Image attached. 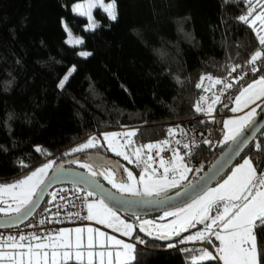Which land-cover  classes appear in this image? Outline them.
I'll return each mask as SVG.
<instances>
[{"label":"trees","instance_id":"1","mask_svg":"<svg viewBox=\"0 0 264 264\" xmlns=\"http://www.w3.org/2000/svg\"><path fill=\"white\" fill-rule=\"evenodd\" d=\"M76 1L0 0V181L19 179L92 133L134 127L133 154L193 115L192 106L202 103L196 87L202 77L222 79L264 50L257 33L238 20L247 12L245 0H115L117 19L96 9L99 26L92 30L72 12ZM62 21L82 37L80 46L66 43ZM80 48L92 55L80 56ZM70 67L75 71L61 88ZM260 76L264 70L234 82L221 111L229 112L238 92ZM223 120L216 122L217 143L196 154L198 174L228 143H221ZM245 157L264 159V127L237 163ZM48 204L46 197L37 211ZM142 238L129 264H192L195 249ZM257 243L264 247V233Z\"/></svg>","mask_w":264,"mask_h":264},{"label":"snow or ice","instance_id":"2","mask_svg":"<svg viewBox=\"0 0 264 264\" xmlns=\"http://www.w3.org/2000/svg\"><path fill=\"white\" fill-rule=\"evenodd\" d=\"M249 5L247 12L244 15H240L238 20L244 24H247L254 32L257 33V39L261 46H264V0H245ZM100 8L106 13L107 17L115 21L117 19L116 2L115 0H109L107 4L103 0H87L86 4H76L73 11L80 16H87L89 21V28L95 29L99 25L93 20L92 9ZM259 8L260 11H256ZM63 23V21H62ZM67 31V26H65ZM71 36V34L69 33ZM66 43L71 44H82L83 41L80 39L66 41ZM82 57H89L92 55L91 52L81 51L78 53ZM257 61L261 62L262 67L258 69L257 67H252V72L264 70V51L257 50L251 55L250 60L247 61L248 64L255 65ZM236 67H239L237 65ZM236 67L232 68L231 71H235ZM75 71L73 67L68 71V73L63 77L59 83V87L63 88L65 82L69 79L72 72ZM204 77L201 78L203 81ZM212 80L211 77H208ZM243 79V77H239ZM214 84H221L220 79H216ZM197 88L202 87V83L196 85ZM231 83H224V89L231 88ZM204 98L201 97V100ZM264 99V76H260L258 79L254 80L252 83L248 84L246 87L242 88L238 95L235 96L234 103L236 107L231 108L232 112H237L242 107H248L250 103H255L258 100ZM219 101L217 96L212 104ZM227 107V105H225ZM259 107V105H257ZM203 109L199 106L196 107V111L200 112ZM212 111V106L209 105L207 113L210 114ZM256 115V107H253L249 112H247L243 117L236 120H225L223 122L225 134L223 141L221 143L233 142L235 143L238 137H241L246 128H248L253 123V118ZM230 125L232 127H230ZM135 132H128L125 134L126 137L135 136ZM175 134L173 129H169V135L173 136ZM105 140H108L109 134H104ZM115 138L118 134H111ZM98 142L95 138H89L86 143L82 144L79 148L74 149L75 151L83 150L86 148L95 147ZM132 141L130 139L125 140V145H131ZM167 144L168 141L162 142ZM180 144V141H176ZM204 143L211 144V141L205 140ZM247 143V139L242 140L240 145L234 149V152L238 153L240 147ZM109 149L114 151L117 156H122L124 160H127L130 164L134 161L130 159L126 151L118 150V148L113 147V144L109 142ZM120 147H123L121 145ZM189 145L185 144L184 148H188ZM153 148H160V144H147L143 145L141 148H136L134 151V156L136 157L135 162L137 164L144 163L146 165L145 171L151 168V164L148 161L152 160V156L148 155V161L142 159L143 149H148L149 152ZM36 151H42L39 146L36 147ZM255 151L261 153L260 145L255 146ZM159 155V152H157ZM180 157L178 154L174 153V159L166 164V162L161 159L160 165L164 169V176L160 179H154L155 172L153 171L151 175L145 178V174L141 173L140 179L138 181L139 185L143 186V191H139L133 183H118L114 177V172L105 169L102 172H98L90 164H81L82 168H85L88 174L92 177L97 175L103 176L112 187L115 188L120 193H128L132 196H159L161 192L166 191L167 187L175 188L179 182L186 179L184 175L185 172L191 169L186 168L180 164ZM231 159V155L227 157V160ZM225 160V163H227ZM52 162L44 164L42 167L33 171L30 175L23 179L18 180L14 184L0 185V193H10L12 200L15 202V207L12 204H8L7 207H0V213H3L8 219L5 221V225L0 226H10L13 223H17L29 215L32 214L33 207L35 205L34 197H39L41 193L45 190L42 185H45V178L48 176V169L52 168ZM223 164L218 166L217 173L223 168ZM258 168H264V160H256L255 162L250 158H243V163L238 164L235 168L231 169V174L227 176L215 188H210L205 186L200 188L199 192L193 196L192 194L185 192L184 195L187 199L191 200V203L184 204L183 206H175L174 210L165 212V216L175 217L167 225H160L159 228L162 229L159 232L157 238L159 239H171L172 236L179 237L181 232L187 231L189 228L195 227L196 224H204L203 230L196 232L193 235L181 238L178 243H186L189 241L196 240H207L211 243V236H215V239L220 242L217 248L216 255L203 249L199 256L192 257V264H198L199 261H211L219 260L222 264H264V247L258 246L257 236L259 233H264V171L257 173ZM171 169L172 179L168 180V174ZM127 173L128 181H134L135 178L133 173L127 168L124 169ZM177 174L179 176V181L177 180ZM189 188H193L195 191L197 186H193L191 183L188 185ZM39 190V191H38ZM53 199L56 198L55 194ZM88 196H92V192L87 193ZM110 198L111 194H108ZM180 193L177 192V196ZM63 199V198H62ZM170 199L165 197V200ZM161 201H152V203H160ZM183 203V202H181ZM88 219H93V208L98 207L101 211L97 212V216L103 215L108 218H116V213L109 207H107L103 201H99L97 205L88 204ZM215 211V215H209V213ZM15 214L16 220H12L11 216ZM163 219V217H161ZM99 223H105V219H98ZM124 227L123 235L127 236L131 234L133 225L124 223L120 221ZM153 222L149 220L142 221L140 225V231H147L145 225H151ZM111 227V224H108ZM219 231L216 230V227ZM119 230V229H117ZM64 230H61V237ZM89 233L93 232V229L88 228ZM75 232H82L81 229H75ZM151 235V232H148ZM103 235V233H99ZM27 238L24 235H20L18 240L16 237H10V242L0 243V248H6L11 251H0V262L6 261V264H67L69 260L72 259L71 248L72 245L67 243H62L59 247L66 249L63 252L57 250L55 244L49 245L42 242L38 243H28L25 245L23 242ZM40 237L32 236L31 241H40ZM48 239H51L49 237ZM112 241L121 250H118L114 254L110 251L107 253L108 262L107 264H129L131 260L135 259L133 255L135 251V246L130 243H124L121 240H115L113 237L107 238ZM139 240V237H137ZM141 243L143 241H140ZM77 249L81 248V243L79 238L75 245ZM93 247V239L90 236L88 238V248ZM175 244H168L167 248H174ZM49 248L51 251L49 252ZM182 251H189L188 249H182ZM93 255L99 256L100 264H104L103 257L104 252L93 253L88 252L89 264H92ZM83 253L82 251L75 252V259L78 264H83L82 261ZM50 257V259H49ZM59 257V259H58Z\"/></svg>","mask_w":264,"mask_h":264},{"label":"built area","instance_id":"3","mask_svg":"<svg viewBox=\"0 0 264 264\" xmlns=\"http://www.w3.org/2000/svg\"><path fill=\"white\" fill-rule=\"evenodd\" d=\"M250 60V59H249ZM260 61H257L255 65L248 64L247 62L239 67H236L235 71H230L227 75L220 79L221 84H214V79L209 80L208 77H204L200 90L202 92V103H195L192 106L193 115L184 120L178 121L171 126H166L167 132L165 137L150 142L149 144H160V148H153L150 150L143 149L142 159L148 161V155L152 156V160L148 161L151 164V168L147 172H155L156 176L164 174V169L160 165V160L163 159L166 164L174 159V153L178 154L180 164L188 169V176L195 170L196 167V154L205 147H210L217 143L215 126L216 122L220 119H224L227 114L221 111L223 106L224 83H234L239 81V77H245L252 73V67H259ZM234 68V67H233ZM219 97V101L212 104V101ZM199 106L203 109L200 112L196 111V107ZM209 105L212 106L210 114L207 113ZM169 129H173L175 134L169 135ZM179 140L180 144L176 141ZM205 140L211 141V144L204 143ZM168 141L167 144L162 142ZM188 144L186 149L184 145ZM159 152V155H157ZM136 157L133 159V167L137 172H146V165L144 163L137 164L135 162ZM264 160V159H263ZM264 171V168H258L257 173ZM171 173V169L169 171ZM89 191L77 185H59L52 188L46 197H48L49 204L37 211L27 222L14 228L0 229V243L10 242V237H16L17 240L20 235H24L28 240L32 236L46 239L52 236L59 235L61 230L67 227L75 225H83L87 223L88 209L87 205L94 201L97 196H88ZM55 194L56 198L53 199ZM63 198V199H62ZM141 237L137 241H132L134 245L138 246L142 243ZM205 246L206 243H203Z\"/></svg>","mask_w":264,"mask_h":264},{"label":"rangeland","instance_id":"4","mask_svg":"<svg viewBox=\"0 0 264 264\" xmlns=\"http://www.w3.org/2000/svg\"><path fill=\"white\" fill-rule=\"evenodd\" d=\"M103 2L105 4H107L109 2V0H103ZM86 3H87V0L76 1L71 6L72 12L77 14L76 12L73 11V8H74V6L76 4H86ZM96 9H100V8H93L91 11H92L93 20L98 24V21H96L95 16H94V12H95ZM82 17H84L87 20V23L85 25V29L86 30H92V29L89 28V21H88L87 16H82ZM62 26L65 29L66 24L63 22ZM67 29H68L67 31L65 30L66 31V41H69L70 39H72V40H75V39L82 40L81 36L74 35V34L71 33V31H70V29L68 27H67ZM69 33L71 34V36L69 35ZM68 44L73 45V46H80L81 45V44H71V43H68ZM81 51H87V50H85L84 48H80L79 52H81ZM72 68L73 67H70V69H72ZM231 84H232V87H233L234 83H231ZM246 86H244V87H246ZM231 88H227L226 89L224 96L226 95V93ZM239 92H238V94H239ZM234 100H235V98H234ZM263 102H264V99L258 100L255 103H250L248 105V107H242L237 112H232L231 108L236 107L235 103L233 102L232 106L229 108V112L226 113L227 116L224 118L223 122L225 120H236V119H239V118L243 117L247 112H249L253 107H256V113H257V109L259 108V107H257V105L260 106ZM230 127H232V126L230 125ZM223 128H224V124H223ZM133 131H135L134 127H122V128H118V129H115V130L102 131V132H98V133H92L86 138H93L94 137L96 141H97V139L98 140L100 139L101 143L103 145L106 144L107 146L109 145V142H111L113 144V147H116V148H118V150H121V151H126L127 154L129 155L130 159H131L134 154L130 153V149L133 146L130 147L129 145H125V140L131 139V137L130 138L126 137L125 134L128 133V132H133ZM225 131L226 130L224 129V134H225ZM104 134H109L107 141L105 140V135ZM111 134H118V135L115 138H113V136ZM86 138L82 142L78 143L77 145L72 146L69 149L64 150L63 152H61L60 154L55 155L52 158H55L58 155L59 156H62V155L64 156L66 154H71V152L75 151L73 148H75L76 146H79L81 143H83L86 140ZM223 138H224V136H223ZM121 145H123V147H120ZM128 146L130 147V149H129ZM91 149L92 148H88L87 150L83 149V150L84 151H88V150H91ZM112 153L114 154L115 157L120 158L122 161L124 160V158L122 156H117L114 151H112ZM52 158L45 160L42 164L34 167L32 170H30L28 173H26L24 176L20 177L17 180L8 181V182L0 181V185L14 184L18 180L23 179L26 176L30 175L33 171H35L36 169L42 167L46 163L52 162V165L54 166V159H52ZM242 163H243V160H241L238 163L236 162L231 168L233 169L238 164H242ZM53 166H52V168H53ZM52 168L48 169V173L51 171ZM125 168H127L129 171H131L133 173L134 178H135L134 181H128L127 173L124 172L125 173L126 182L133 183L137 187V189L142 192L143 191V186L139 185V183H138V181L140 179V175L136 174L138 172L135 170V168L133 166L131 168L126 163H124V169ZM230 174H231V171L228 174H226V176L222 180H220V182H218L217 184L213 185L210 188L217 187ZM148 175H151V173L150 174L149 173H145V178H147ZM184 175L186 176L185 180H187L189 178L188 171L185 172ZM163 176H164V174L161 175V176H156L155 175L153 178L154 179H160ZM176 178L179 181L178 174H177ZM171 179H172V173L169 172L168 180L171 181ZM184 181H182V182H184ZM182 182H179L178 185L181 184ZM111 186H112V184H111ZM171 188L172 187H167L166 191L171 189ZM164 192H161V193H164ZM145 197H148V196H145ZM99 201H101V200L99 198H96L94 201H92L90 203L95 206V205H97V203ZM189 203H191V201ZM8 204H12L13 207H15V202L12 200L11 194L7 193V192L0 193V207H7ZM87 209H88V207H87ZM172 210H174V209H172ZM99 211H101V210L98 207H94L93 208L94 218L91 219V220L87 218V223L86 224L75 225V226H72V227H67V228L62 229V230H64L63 234H62V237H61V233H60L57 236H52L51 239H48V238L42 239V240L40 239V241H31V239H28V240H25L23 243L25 245H27L30 242L31 243L42 242V243L49 244V245L55 244L57 246V250L60 251V252H63V251L66 250V249H63V248L59 247L62 243L70 244V245H72V248L70 250L71 251V255H72V259L69 260L68 262H70V261L77 262V260L75 259V252L79 250V251H82V253H83L82 261H83L84 264H89V257H88V252L89 251L93 252L94 254L98 253V252H104L105 255L103 257V260H104V264H107L108 259H109L108 256H107V253L111 251L113 253V260H114L115 252L118 251V250H121L112 241H109L107 239L108 237H113L115 240H121L124 243H130V244L134 245V243L132 241H137V237H139V239L141 238V235L139 234V231H140V225H141L142 221H144V220L152 221L153 223L151 225H145V228H146V230L148 232H151L152 235L158 236L159 232L162 230V229L159 228V226L160 225H167L172 220L175 219V217L165 216V212H167V211H164V212H161V213H158V214H153V215L134 217L133 219H128V218L124 217L123 215L116 213L115 211L114 212L116 213V218H108V217H105L103 215L97 216L96 214ZM168 211H171V210H168ZM0 215H4V214L0 213ZM209 215H215V211L209 213ZM161 217H163V219H161ZM98 219H105L106 222L105 223H99ZM120 221H123L124 223L133 225V228H132V231H131L130 235H127V236L123 235V232H124L125 229H124L123 225L120 223ZM108 224H111L112 226L109 227ZM204 227H205L204 224H196L195 227L189 228L187 231L181 232V235L179 237L172 236L171 238H176L177 240L176 241H172V242H167L166 245H168V244H176V243H178V241L181 238L193 235L196 232L203 230ZM88 228L93 229V232L89 233L87 231ZM75 229H81L82 232L77 233V232H75ZM117 229H119V230H117ZM216 230L219 231V228L217 227ZM99 233H103V235H99ZM90 236L93 239V247L92 248H88V238ZM78 238H79L80 243H81V248L80 249H77L75 247ZM210 239L212 241L211 243H208L207 240H196V241H189V242H186V243L182 244V245H187L188 247L195 249V253L189 258L191 262H192V257L199 256L201 250H203V249H207V251L212 253L214 256L216 255V251H217V248L220 245V242L215 239V236H211ZM203 243H206V245L204 246ZM178 244H181V243H178ZM4 249H5L4 251H11V250L6 249V248H4ZM48 250L50 252L51 248H49ZM133 255H134V253H133ZM49 259H50V257H49ZM58 259H59V257H58ZM100 259L101 258L99 256L93 255L92 264H100ZM131 261H133V260H131ZM217 261L219 262V264H222V262H220L219 260H217ZM199 262H204V261H199ZM0 264H2V263H0ZM3 264H6V261H4Z\"/></svg>","mask_w":264,"mask_h":264},{"label":"water","instance_id":"5","mask_svg":"<svg viewBox=\"0 0 264 264\" xmlns=\"http://www.w3.org/2000/svg\"><path fill=\"white\" fill-rule=\"evenodd\" d=\"M263 127L264 103L254 116L252 125L245 129L243 135L238 137L235 143L229 141L225 148L211 161L204 172L194 178L197 172L195 168L186 182L175 188H171L164 193H161L159 196L154 195L152 197H145L122 194L110 189L108 186L100 182L96 177L90 176L85 171L76 168H65L62 166V163H57L45 178V185L41 186L45 190L38 198L34 197L35 205L32 206V214L17 223L11 224L10 226H0V229L18 227L27 222L40 208L49 191L59 185L70 184L80 186L85 190L92 192L97 196V198L103 201L107 207L111 208L116 213L131 218L158 214L164 211L172 210L175 206H183L184 204H187L191 201L184 195L185 192H188L194 196L196 192H199L200 188H204L205 186L212 187L238 161L240 155L252 143ZM245 139H247V143L240 147L238 153L234 152V149L237 147V145H240V142ZM229 155H231V159L227 160ZM225 160H227V163H225ZM221 164L224 166L217 173V168ZM189 183H191L193 186L198 185L199 187H196L194 191L193 188L188 187ZM177 192L180 193L179 196H177ZM108 194H111V197H115V199L110 198ZM165 197H169L170 199L165 200ZM154 200L161 202L152 203ZM7 219L8 217L0 215V225H5V221ZM11 219L16 220L15 214L11 216ZM139 233L144 238L163 243H167L171 240L159 239L157 238L158 236L152 234L149 235L148 231H139Z\"/></svg>","mask_w":264,"mask_h":264},{"label":"flooded vegetation","instance_id":"6","mask_svg":"<svg viewBox=\"0 0 264 264\" xmlns=\"http://www.w3.org/2000/svg\"><path fill=\"white\" fill-rule=\"evenodd\" d=\"M88 139L89 138H86V140L83 143H86ZM97 142L98 143L96 144V146L92 147L91 150L73 151V152H71V154H66L64 156L58 155L57 157L52 158V159H54V166L57 163H62V166L65 168H76V169H80L82 171L87 172V170L85 168H82L80 165L81 164H90L98 172H102L105 169L113 171L114 177L118 183H121V182L128 183L125 180L124 162L120 158L115 157L114 154L112 153V151L109 149V147L106 144L103 145L101 143L100 139L99 140L97 139ZM83 143H81L79 146H81ZM79 146H76L73 149H77V148H79ZM87 149L88 148H86V150ZM198 175L199 174L196 173L194 178H196ZM96 178L100 182H102L103 184L108 186L110 189L118 192L115 188H113L111 186V184L107 180L104 179L103 176L97 175ZM187 180H185L184 182H186ZM184 182H182L181 184H183ZM181 184H179V185H181ZM179 185H177V186H179ZM122 194L130 195L128 193H122ZM124 217H126L128 219H133V218L128 217V216H124Z\"/></svg>","mask_w":264,"mask_h":264},{"label":"crops","instance_id":"7","mask_svg":"<svg viewBox=\"0 0 264 264\" xmlns=\"http://www.w3.org/2000/svg\"><path fill=\"white\" fill-rule=\"evenodd\" d=\"M134 158H135V157H134ZM134 158H133V159H134ZM141 173H142V172H138V175H141ZM143 173H144V174H145V173H149V174H150V172H143ZM151 174H152V173H151ZM215 227H216V226H215ZM216 228H217V227H216ZM60 233H61V232H60ZM56 236H57V235H56ZM41 240H42V239H41ZM143 243H144V239H143ZM4 250H5L4 248H0V251H4ZM0 263L3 264V262H0Z\"/></svg>","mask_w":264,"mask_h":264}]
</instances>
